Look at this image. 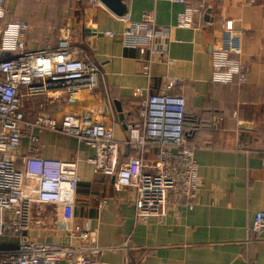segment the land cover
<instances>
[{
	"label": "crops",
	"instance_id": "crops-1",
	"mask_svg": "<svg viewBox=\"0 0 264 264\" xmlns=\"http://www.w3.org/2000/svg\"><path fill=\"white\" fill-rule=\"evenodd\" d=\"M189 1L204 7L192 28L177 27L183 5L173 0H119L117 7L127 11L124 16L100 0H7L8 18L29 25L30 50L56 44L66 31L105 72V89H79L76 94L58 89L50 97L26 100V119L41 114L60 121L67 113L92 112L95 118L114 119L115 137L124 140L148 92L182 95L188 113L185 134L196 148L201 179L192 207L138 220L133 191L117 189L112 176L95 172L87 162L92 148L44 130L42 155L77 160L81 181L74 206L35 205L34 213L52 207V215L35 220L48 221L53 230L35 229L33 239L53 240L57 230L91 225L98 229L96 240L103 248L97 257L106 264H264V229H252L256 213L264 210V0L251 5L239 0ZM145 13L166 29L150 76L142 71L149 51L128 48L119 35L108 34L121 33ZM214 49L240 60L248 80L214 81ZM169 78L178 79L179 85L169 88ZM157 150L150 146L145 158L155 160Z\"/></svg>",
	"mask_w": 264,
	"mask_h": 264
},
{
	"label": "built area",
	"instance_id": "built-area-1",
	"mask_svg": "<svg viewBox=\"0 0 264 264\" xmlns=\"http://www.w3.org/2000/svg\"><path fill=\"white\" fill-rule=\"evenodd\" d=\"M173 1L183 5L177 27H194L203 5ZM239 1L251 5L257 0ZM10 14L7 0H0V264H106L97 257L103 248L96 240L98 229L91 225L57 230L59 235L53 240L31 237L35 224H43L35 220V205L74 206L81 181L77 160L42 155L40 133H61L92 148L94 154L87 162L95 172L112 176L117 189H131L135 217L147 221L164 217L173 208L192 207L199 196L196 148L185 134L186 99L169 91L148 92L139 104V118L128 124L129 134L124 140L115 137L114 119L95 118L92 112L67 113L60 121L46 115L28 120L26 100L50 97L58 89L69 94L79 89H105V72L82 47L67 38L66 31L56 44L30 50L28 23L8 18ZM227 26L232 27V21ZM108 34L119 35L128 48H146L149 57L142 71L151 75L155 54L166 39V29L156 24L152 14L130 21L121 33ZM212 79L244 83L248 73L240 60L225 50L214 49ZM167 81L169 88L180 83L175 78ZM150 146L158 148L153 161L145 158ZM260 153L264 166V145ZM252 229H264V210L256 213Z\"/></svg>",
	"mask_w": 264,
	"mask_h": 264
},
{
	"label": "rangeland",
	"instance_id": "rangeland-1",
	"mask_svg": "<svg viewBox=\"0 0 264 264\" xmlns=\"http://www.w3.org/2000/svg\"><path fill=\"white\" fill-rule=\"evenodd\" d=\"M44 99V98H43ZM41 115V114H39ZM38 116V115H37ZM54 212V210L52 209L51 206H49L48 208L46 209H43V210H36V213H34V217H38L40 218L41 216L44 215V213H47V214H50L52 215ZM39 221V220H38ZM35 227L36 229H42L40 231H44L43 229L47 230V231H50L49 229H52V224H49L48 221H45L44 224H41V225H37L35 224ZM53 230V229H52Z\"/></svg>",
	"mask_w": 264,
	"mask_h": 264
},
{
	"label": "water",
	"instance_id": "water-1",
	"mask_svg": "<svg viewBox=\"0 0 264 264\" xmlns=\"http://www.w3.org/2000/svg\"><path fill=\"white\" fill-rule=\"evenodd\" d=\"M104 5H106L108 8L112 10L116 15L123 16L126 14V10L119 9L117 7V3L119 0H100ZM123 117V115H121Z\"/></svg>",
	"mask_w": 264,
	"mask_h": 264
},
{
	"label": "trees",
	"instance_id": "trees-1",
	"mask_svg": "<svg viewBox=\"0 0 264 264\" xmlns=\"http://www.w3.org/2000/svg\"><path fill=\"white\" fill-rule=\"evenodd\" d=\"M187 121H188V113H186V120H185V131H186V124H187Z\"/></svg>",
	"mask_w": 264,
	"mask_h": 264
}]
</instances>
